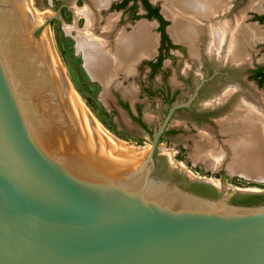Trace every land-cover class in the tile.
<instances>
[{
	"label": "water",
	"instance_id": "95a60500",
	"mask_svg": "<svg viewBox=\"0 0 264 264\" xmlns=\"http://www.w3.org/2000/svg\"><path fill=\"white\" fill-rule=\"evenodd\" d=\"M41 28L26 0H0V264H264V202L237 205L221 196L229 188L157 171L161 138L193 99L149 148L109 155L86 134Z\"/></svg>",
	"mask_w": 264,
	"mask_h": 264
},
{
	"label": "flooded vegetation",
	"instance_id": "af4514ba",
	"mask_svg": "<svg viewBox=\"0 0 264 264\" xmlns=\"http://www.w3.org/2000/svg\"><path fill=\"white\" fill-rule=\"evenodd\" d=\"M80 1L77 0V3ZM147 1L151 8L146 6L145 0H118L114 3L112 2L113 4H110L107 10L104 9L97 13L98 15L100 14L99 16L97 15L100 20L94 34L96 38L108 37V40H110L108 42L113 43L114 36L119 30L123 29L130 33L133 30L132 26H135L137 23L142 21L150 23L151 21L149 20H152L154 23L152 33L155 35L157 41L153 57L142 58L134 63L133 70H131L130 74L122 71L118 72L112 80L111 87H108V89H106L100 80L96 78L92 79V83L100 88L102 90L101 92L104 93L107 91L108 93L107 101L111 105V111L108 112L112 114L111 124L114 126V134L128 142H143L140 138L129 134L127 127L124 126L118 129L115 117L119 115L120 109L126 116L128 123L138 128V130H141L144 136L152 139L160 129L172 107L193 99L189 107L175 111L166 132L161 138L160 144L178 135L182 130V128H174L171 126L174 120L185 122V125L190 127L191 133L197 131L202 126L212 125L219 128L220 136L229 137L223 133L221 126H223L225 121L230 119L237 106L245 102V104L253 105L257 108V105L254 104L259 105V103L255 97H259L261 105L259 106L264 107V99H262V96H264V53L257 60L258 47L261 44L264 45V40L251 50L250 62L238 64L226 58L229 55L228 48L230 45H223L224 47L219 48L220 52L218 51V53L216 51L212 52V46H214L211 45L212 39L206 35L202 39L201 44L199 41V58H194L191 56L185 44L175 42L170 37L171 35L167 33V28L170 26L169 23L172 21H169L163 15L162 9L155 7L149 0ZM227 1V12L213 19L215 22L222 23L224 26H229L228 29L224 30V33L227 32L225 35L231 37L230 35L234 32L232 29L237 23L236 19L237 17H241L239 14L243 10V24L249 27L260 28L264 32V0ZM90 7L93 11H96L91 5ZM109 15L116 16L117 19L114 24V29L110 33L103 30L107 26L106 20ZM80 20L85 23L83 29L80 28L78 22ZM102 24L103 28L100 35L98 26ZM86 25V18L84 16L78 17L75 26L76 33H78V30H84ZM163 30L168 40H163ZM177 51H184L185 56L191 57L192 65L185 72L176 68L174 75L175 81L172 84L168 79V73L170 72L164 69V60L166 54L171 55L172 52ZM81 54L83 57L82 52ZM222 55H225L224 58L226 59ZM173 64L177 66L176 62ZM185 90L190 92L189 95L185 99H180L182 91ZM153 104L164 107L165 113L158 129L152 128L154 118H146L144 116V107L147 105L152 106ZM228 109H231V111L224 115V117H221V113ZM180 114L186 115L185 118L181 117L180 119ZM153 116L156 118L157 115L154 113ZM156 159L157 171L168 176H175L178 182L185 183V178H183L181 173L177 170L170 169L169 161L166 157L159 156L157 152ZM218 196L219 193L217 192L215 196L208 197ZM233 199L234 197L231 199L232 202Z\"/></svg>",
	"mask_w": 264,
	"mask_h": 264
},
{
	"label": "bare ground",
	"instance_id": "6f19581e",
	"mask_svg": "<svg viewBox=\"0 0 264 264\" xmlns=\"http://www.w3.org/2000/svg\"><path fill=\"white\" fill-rule=\"evenodd\" d=\"M114 1L116 0H89V4L96 11H93L91 7L79 10V15L86 18L87 26L85 31L80 30L76 37L77 49L83 53L86 68L93 78L100 80L104 84L106 89L111 87L112 80L118 72L122 71L130 74L134 63L142 58L153 57L157 43L156 37L151 30L154 24L151 25L146 21L132 26L133 30L130 33L123 29L119 30L115 34L112 44L108 42L110 41L108 37L96 38L93 36L100 20L97 17V13L104 9L107 10V7ZM160 1L163 6V14L172 21V25L167 29L168 33L175 42L188 45L192 56L195 58L199 55V41L204 35H208L212 39L211 45H214L212 46V52L216 51L218 53L219 48L223 45H230L228 48L229 55L226 58L238 64L250 62V50H253L258 43L264 40L260 28L243 24V15L241 16L242 18L237 17L236 19L237 23L232 29L235 33L231 32L233 36L225 35L227 32L224 33V30L228 29L229 26L225 25V27L222 23L215 22L213 19L227 12V0ZM115 20L116 16H109L104 31L112 32ZM38 24L39 22H37ZM70 99L74 109L78 112V116L80 114L82 117V112L80 111L82 107L79 98L75 95V97L72 96ZM254 105H257V108L245 103L237 106L230 119L228 118L229 120L225 121L222 127L228 128V132L231 134V139L228 141L233 153L232 162L228 167L231 174H240L246 178L264 180V108L258 104ZM84 123L86 124L84 130L90 136L93 147L103 148L101 150L108 149L113 155L119 153H124L128 156L132 155V149L127 144L117 143V140L110 134H105V131L99 127L98 123L94 122V125L90 124V127L86 121ZM207 147H210L208 140L202 139L198 143L196 160L204 161L210 168H217L218 165L220 166V159L223 160V158L217 157V159H213V153L209 154ZM216 154L222 156L221 153L218 154L217 152Z\"/></svg>",
	"mask_w": 264,
	"mask_h": 264
},
{
	"label": "rangeland",
	"instance_id": "374dc122",
	"mask_svg": "<svg viewBox=\"0 0 264 264\" xmlns=\"http://www.w3.org/2000/svg\"><path fill=\"white\" fill-rule=\"evenodd\" d=\"M88 1L89 0H81L77 3V0H26V3L34 18L36 17V21L39 22V24L41 25L43 24L42 28L37 32V38L43 39L47 42L54 63L61 71L64 80L68 85L70 97H75L76 95L81 101L82 108H80V111L82 112V117L80 116V114L78 116V112H76V114L78 118L84 117L81 120L82 124L86 125L84 123L86 121L88 126L90 127V124L94 125V122L98 123L99 127H101L103 131H105V134H110L113 138L117 140V143H121L122 145H125L126 143L135 144L134 141H125L122 138L116 136V134H114V126L111 124L112 114L111 112H108L111 111V105L107 101L108 93L101 92L102 90L98 88L94 83H92L93 77L86 68V63L84 61L85 59L83 60L84 56L82 57L81 51L77 49L78 47L76 48V46L78 45L76 43V37L80 32V30H78V34L76 33V20L78 17L82 16L79 15V10H84L90 7ZM149 1L155 7H159L160 9H162V2L160 0ZM243 11L239 14V16L243 15ZM116 21L117 19L115 20V22ZM149 21H151V25L154 24L152 20ZM78 22L80 24V28L83 29L85 23H83L82 20ZM169 25L171 26L172 22H170ZM102 26L103 24L98 26V31L100 35L101 30L103 28ZM70 28L72 29L70 30ZM152 28L153 27H151V30ZM85 29L81 31H85ZM260 31L264 34L261 29ZM204 37H206V35L201 38L200 44ZM185 46H187L190 51L189 46L186 44ZM263 53L264 45L261 44L258 47L257 60L261 58ZM197 58H199V55L197 56ZM175 62L177 63V66L176 64H173ZM164 65V69L170 72L168 73V79L173 84L175 81V69L179 68L181 71L185 72L190 69L192 62L191 57L189 58L185 56L184 51H177L172 52L171 55L166 54ZM189 93L190 92H188L187 90L182 91L180 99H185V97H187ZM263 97L264 96H262V99ZM255 99L260 105V98L255 97ZM244 103L245 102H243V104ZM143 111L144 116L146 118H154L152 128L158 129L165 113L164 107L155 104H153L152 106L147 105L146 107H144ZM230 111L231 109L223 111L221 113V117H224V115H226ZM154 113L157 115L156 118L153 116ZM179 116V118L181 119V117L185 118L186 115L180 114ZM115 119L117 121L118 129H121L124 126L127 127L129 130V134L134 135L143 141L141 143H138L139 145L141 144V146H144L145 148L150 147L151 138L144 136L141 130H138V128L128 123L126 120V116L124 115L121 109L119 115L116 116ZM171 126L174 128H182V130L179 132L178 135L173 136L170 140H165L162 144H160L158 150L159 156H164L168 159L170 169L177 171L181 170L183 173L187 174L190 178L194 180H209L214 183L217 188L223 186L245 194L243 196H239L233 191L226 189L221 194L222 197L227 196L232 199L233 197L237 196L245 197L253 195H264V180L246 178L240 174H231V172L228 170V167L232 162L233 158V153L228 143V141L231 139V134L228 132V128L221 126L223 133L229 136L223 137L219 135V128L212 125L202 126L200 129H197V131H194L192 133L190 132V127L185 125V122L174 120ZM202 139L209 141L210 147H207V151L209 152V154L213 153V159H217V157L223 158V160L220 159L221 163L220 166L218 165L217 168H210L207 166V164H205L204 161L196 160V148L198 143ZM106 150L107 153L110 155L111 152L108 149H105V151ZM217 152L218 154L221 153L222 156L217 155Z\"/></svg>",
	"mask_w": 264,
	"mask_h": 264
},
{
	"label": "trees",
	"instance_id": "16d2710c",
	"mask_svg": "<svg viewBox=\"0 0 264 264\" xmlns=\"http://www.w3.org/2000/svg\"><path fill=\"white\" fill-rule=\"evenodd\" d=\"M145 3L148 8H151L147 0H145ZM162 37H163V40H168V37L166 33L164 32V30L162 33ZM189 189L194 192L200 193L201 195L207 196V197L215 196L217 193L213 187L205 185V184H193L189 186ZM262 201H264V195H253V196H245V197L237 196V197H234L233 199V203L237 205H255Z\"/></svg>",
	"mask_w": 264,
	"mask_h": 264
}]
</instances>
